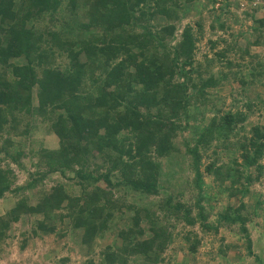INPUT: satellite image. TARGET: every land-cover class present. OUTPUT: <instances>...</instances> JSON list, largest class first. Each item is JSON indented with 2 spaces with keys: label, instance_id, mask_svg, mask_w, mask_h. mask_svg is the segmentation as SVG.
I'll return each mask as SVG.
<instances>
[{
  "label": "trees",
  "instance_id": "16d2710c",
  "mask_svg": "<svg viewBox=\"0 0 264 264\" xmlns=\"http://www.w3.org/2000/svg\"><path fill=\"white\" fill-rule=\"evenodd\" d=\"M188 2L196 13L205 10L209 29L230 38H208L210 56L196 57L204 32L199 19L176 33L178 11L190 9ZM251 2L239 8L231 0H0V130L7 124L16 128L22 112L40 114L58 141L56 149H39L40 159L48 171L72 170L79 186L78 195H70L68 185L56 182L33 201L21 195L2 208L0 250L11 225L27 215L33 218L30 234L37 237L58 235L66 217L69 224L61 234L67 229L68 234L80 233L88 256L81 264H94L89 255L107 234H115V243L100 248L98 264H127L129 255H140L144 264L161 261V252L173 240L166 222L170 218L204 229L237 226L246 253H252L249 230L258 211L264 212V194L250 204L243 197L255 182L264 187V124L246 125L252 107H264V95L250 96L246 90L264 86L262 61L249 52L250 46L264 44V18ZM76 7L84 22L76 20ZM157 16L162 23L152 25ZM247 19L255 36L240 47L228 28ZM76 28L85 36L75 39ZM219 43L222 47L215 48ZM231 81L237 87L231 86L226 102L217 92ZM49 109L52 115L46 114ZM192 122L181 153L192 174L186 182L200 192L204 175L211 176L208 186L215 191L188 202L172 191L174 179L168 184L162 178L157 159L178 153L172 140ZM28 131L24 127L17 133ZM8 151L0 146V153L15 162ZM202 156L210 158L204 163ZM9 164L0 165V199L7 193L17 197L35 185L32 179L15 185ZM220 197L235 202L214 214L200 205ZM27 241L22 233L20 249ZM184 241L193 253L197 240Z\"/></svg>",
  "mask_w": 264,
  "mask_h": 264
},
{
  "label": "rangeland",
  "instance_id": "374dc122",
  "mask_svg": "<svg viewBox=\"0 0 264 264\" xmlns=\"http://www.w3.org/2000/svg\"><path fill=\"white\" fill-rule=\"evenodd\" d=\"M81 0H76V2H80ZM182 2V0H178ZM234 2L239 8H246V4L248 0H231ZM242 2V4H241ZM64 3V2H63ZM78 5L80 8L81 5ZM192 2H188V7L190 9L183 11H178V18L175 20V24L179 26L177 28L176 33H179V29L186 23L193 24V20H200L204 25L203 36L196 43L198 47L196 57L200 58L201 54L206 52L207 56L212 54V50L209 47L208 38L213 41L217 40L218 37H222L226 39V41H230L227 33H222L220 31H215L214 29H209L207 24L210 19L206 16L205 10L200 13H196V11L192 8ZM64 6V5H63ZM76 7L75 12L77 13L76 20L85 21L81 10ZM256 10H259V7H255ZM83 10V9H82ZM258 15H261L259 12ZM165 21L163 20V23ZM152 25H157L162 23V17L157 16L155 20L150 22ZM251 20L247 19L245 21H236L232 22L230 27L228 28V32H231L236 40V44L240 47L244 46L247 38H253L255 33H251L252 30L250 28ZM82 34V35H81ZM75 39H80V37L85 36L84 33L81 32L78 28L75 30ZM264 35V34H263ZM231 37V36H230ZM173 41L170 43V45ZM75 47V46H74ZM222 47V44H218L215 48ZM136 50V49H135ZM249 52L251 54H257L258 57L254 60L262 61L261 70L264 71V44L250 46ZM247 59V57L245 58ZM60 60V59H59ZM79 61L84 60V55L80 54L78 56ZM61 62V60H60ZM261 63V62H260ZM216 71V68H214ZM245 69V68H244ZM248 69V68H246ZM245 73V72H244ZM231 86L236 88L237 84L231 81L230 85H225L222 88H219L218 94L222 96L226 102H229L231 99L230 91ZM250 96L254 93H261L264 95V86L261 85H253L246 90ZM251 91V92H249ZM32 106L37 105V101L35 95H32ZM250 116L248 118L249 123H257L261 121L264 124V107L263 105L253 106L250 110ZM25 120L20 119L19 123L15 126L16 128H10V125H5L2 130H0V146L3 145L8 151V155L14 156L18 163L12 162L8 157L3 156L0 153V165L3 166L6 162H9L10 167L13 171L15 177V185H22L27 180H34L35 185L29 190H22L19 192L17 197L11 195L9 193L5 194V196L0 199V210L2 208L9 207L18 196L26 195L28 196L29 201H33L36 197V194L41 190H46L51 185L56 182H61L68 185V191H72L70 195H78V183L77 177L74 176V172L72 170L65 169L64 173L56 172V171H48L45 166V160H41L37 151L41 148L45 149H56L58 147V141L56 136L49 131L47 128L48 122L44 120L40 114L33 113H23ZM52 115L49 111L46 113ZM54 114V113H53ZM210 114H207V117ZM22 120V122H21ZM25 122V124H24ZM26 123L28 125H26ZM28 129L27 134L17 133L20 130ZM27 127V128H26ZM193 122L187 126L185 130H178L176 132L175 137L172 140V144L175 148L178 149L177 154H173L170 158L166 156H161L157 159L160 164V174L164 180L172 182L170 177L175 180L172 191L180 192L181 197L180 200L185 201L193 200L195 195H202L204 197L211 196L215 188H211L208 186L211 184V176L204 175L205 185H202L200 192L188 184L186 180L192 179L191 172L188 171V163L187 165L184 163L187 162L186 156L182 155L183 153V141L185 138H188L190 131L193 129ZM246 127V128H247ZM8 138L10 142L8 144L3 143V140ZM18 153V155L16 154ZM209 151L206 155L209 156ZM238 152H235L236 156ZM205 155V156H206ZM201 157V162H207L206 159L210 157ZM11 161V162H10ZM99 160H97L98 162ZM240 161V158H238ZM262 163H264V159H261ZM86 169H92L93 166L86 164L84 165ZM227 183V182H226ZM261 182H255L251 186L250 194L243 197V200L247 203H253L254 199L258 194H264V187ZM90 188V186H89ZM213 192V193H212ZM155 199V197H154ZM135 201L136 198H134ZM150 201L149 199H143V203L147 204ZM234 198H225L220 197L216 199V201H206L202 200L200 205L206 208V211L214 214L216 211L220 210L227 203H234ZM212 207V208H211ZM153 209V207H151ZM259 209V208H258ZM64 211V210H59ZM192 213H196L195 206H192ZM195 215V214H194ZM213 217V216H210ZM264 217L263 210L260 209L258 211V215L253 219L254 225L249 230V235L251 242L252 253L247 254L245 249V244L243 238L240 236L241 233L237 230V226L230 225L228 226H218L214 229H204L198 223H194L192 225H188L183 220L175 221L174 219H169L166 222L169 224L168 230L172 234V242L165 247V249L161 252L162 260L155 264H264V222L262 218ZM33 218L27 217V215H22L20 220L14 222L11 225L9 237L6 238L1 244L0 250V264H59L58 259L61 257H68V264H81L84 259L88 258L85 255V249L83 245L79 243V232H72L68 234V229L65 234H61L69 224V221L66 217H64L61 221L62 225L58 230L57 234H46L42 237L31 236L30 234V225ZM264 220V218H263ZM122 226V223L119 224ZM162 225V223H161ZM257 225V227H256ZM141 226L144 228L145 235H149L147 231V224L143 220L141 221ZM22 233H25V236L28 237V241L25 244L23 249H20V245H22ZM60 235V237H59ZM261 236V241H256V236ZM115 234H107L103 238L96 240L97 247L94 248V252L89 255L94 264H98L99 260V250L106 244L115 243ZM188 239V241H192L194 238L197 240L196 248L193 253H189L188 243L184 241V239ZM242 238V239H241ZM254 256L260 258V262L256 261ZM127 264H144L141 260L140 255L128 256Z\"/></svg>",
  "mask_w": 264,
  "mask_h": 264
},
{
  "label": "built area",
  "instance_id": "2783aa9c",
  "mask_svg": "<svg viewBox=\"0 0 264 264\" xmlns=\"http://www.w3.org/2000/svg\"><path fill=\"white\" fill-rule=\"evenodd\" d=\"M252 6L259 7V12L261 13V16L264 18V0H252L251 2Z\"/></svg>",
  "mask_w": 264,
  "mask_h": 264
}]
</instances>
